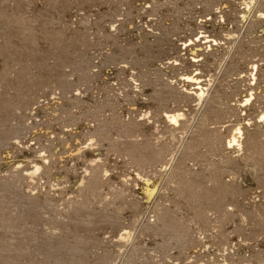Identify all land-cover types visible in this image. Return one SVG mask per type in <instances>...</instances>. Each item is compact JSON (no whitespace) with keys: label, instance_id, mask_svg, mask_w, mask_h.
I'll return each instance as SVG.
<instances>
[{"label":"rangeland","instance_id":"obj_1","mask_svg":"<svg viewBox=\"0 0 264 264\" xmlns=\"http://www.w3.org/2000/svg\"><path fill=\"white\" fill-rule=\"evenodd\" d=\"M242 3L0 0V264H264V18Z\"/></svg>","mask_w":264,"mask_h":264},{"label":"bare ground","instance_id":"obj_2","mask_svg":"<svg viewBox=\"0 0 264 264\" xmlns=\"http://www.w3.org/2000/svg\"><path fill=\"white\" fill-rule=\"evenodd\" d=\"M243 6H244V10H246L247 12H251V11H256V13H257V17L256 18H264V9H263V7H264V0H243ZM246 11H245V13H246ZM221 12V11H220ZM222 16V15H221ZM225 17V16H224ZM248 17H249V14H243L242 16H241V19H242V21H246L247 19H248ZM252 18V17H251ZM111 34V33H110ZM261 35H262V33H261ZM232 37V36H231ZM205 41V40H204ZM207 41V40H206ZM216 41V40H215ZM214 41V43L215 44H217V42H215ZM211 42V41H210ZM208 46H206V47H211V44H207ZM186 46H188V45H186ZM205 47V46H204ZM205 47V48H206ZM125 48V47H124ZM206 49L207 51L209 50L210 51V49ZM126 49V48H125ZM129 49V48H128ZM140 50V49H139ZM212 50V49H211ZM198 51V50H197ZM208 51V52H209ZM137 54V53H136ZM194 54V53H193ZM201 55H202V53H201ZM200 54H198L197 53V58H199V59H196V61L198 62V60H200V56H201ZM144 57V56H143ZM177 59V58H176ZM191 59V61L190 62H192V58H190ZM202 59V58H201ZM110 60V59H109ZM132 61V60H131ZM195 61V60H194ZM195 61V62H196ZM165 63H167V62H165ZM192 63H194V62H192ZM159 64H161V63H159ZM176 64V63H175ZM123 65V64H122ZM163 65V64H162ZM192 65V64H191ZM156 66V65H155ZM158 66V65H157ZM119 67V66H118ZM128 67V66H127ZM159 67V66H158ZM167 67V66H166ZM126 68V67H125ZM168 68V67H167ZM166 69V68H165ZM255 69V68H254ZM137 74V73H136ZM90 77V76H89ZM134 77H135V75H134ZM139 77V76H138ZM130 80H131V77L129 78ZM185 79H186V81H191V82H193V84H195L194 85V87H193V89L195 90V89H197V90H193L192 92L193 93H195V95H197L200 99L201 98H203L204 97V95H205V90H204V88L202 87L203 85H201L202 83V80L200 81V80H198L199 78L198 77H189V75H187L186 77H185ZM134 80V79H133ZM137 80V79H136ZM58 81V80H57ZM138 82V81H137ZM136 86H137V84H135ZM139 85V84H138ZM140 86H141V84H140ZM139 88V87H138ZM138 88L136 89L137 91H138ZM76 89V88H75ZM142 89V88H141ZM206 89V88H205ZM140 90V89H139ZM73 91H75V90H73ZM135 91V90H134ZM190 91V90H189ZM82 93V92H81ZM254 93V92H253ZM253 93H250V95H249V97L248 98H246L245 97V99L246 100H248L250 97H253ZM75 94V93H74ZM186 94V93H185ZM184 94V95H185ZM191 94V93H190ZM140 95V94H139ZM187 95V94H186ZM185 95V96H186ZM91 96H92V94H91ZM189 96V95H188ZM182 97V96H181ZM75 98H77V97H75ZM254 98V97H253ZM78 99V98H77ZM253 100V99H252ZM248 101H250L249 103L251 104V100L249 99ZM249 105V104H248ZM164 115H165V117L167 118V120L171 123V124H175V125H177V124H180L179 123V121H181L180 119H183L184 118V116H185V113L184 112H182V111H175V112H172V113H170V112H164ZM262 117H264V114L262 115ZM89 119V118H88ZM93 121V120H92ZM169 123V124H170ZM91 125V124H90ZM47 130V129H46ZM46 130H44V131H46ZM96 130V129H95ZM236 132H234L235 134L233 135V137H232V139H230L229 140V143H236V144H238V145H240V143H239V139H240V137H243L242 135H243V131H242V129H241V127H237L236 129ZM41 131V130H40ZM67 131H68V129H67ZM66 131V132H67ZM53 133V132H52ZM72 133V132H71ZM35 134V133H34ZM46 135V134H45ZM71 135V134H70ZM92 135V134H91ZM93 136H94V134H93ZM32 137H35V136H32ZM57 137V136H56ZM74 137V136H73ZM39 138V137H38ZM19 139H21V138H19ZM32 140H36V137L34 138V139H32ZM38 140V139H37ZM43 140V139H42ZM90 144H93L94 143V137H90ZM98 140V139H97ZM242 141V140H241ZM18 142V141H17ZM39 142V141H38ZM96 142V141H95ZM35 143H36V141H35ZM51 143V142H50ZM49 144V143H48ZM47 144V145H48ZM36 145V144H35ZM42 145V144H41ZM98 145V144H97ZM39 147V146H38ZM41 147V146H40ZM54 147V146H53ZM89 147V146H88ZM42 148V147H41ZM48 148H49V145H48ZM86 148V147H85ZM98 148V147H97ZM39 149V148H38ZM79 149V152L80 151H83L82 150V147H79L78 148ZM94 149V148H93ZM96 149V148H95ZM77 150V149H76ZM87 150V149H86ZM91 150V149H90ZM38 151V150H37ZM43 151V150H42ZM62 151V150H61ZM74 151V150H73ZM72 151V152H73ZM46 152V151H45ZM71 152V153H72ZM62 153V152H61ZM84 153V152H83ZM41 154H43V153H41ZM101 154V153H100ZM48 155V154H47ZM52 155V154H51ZM40 156V155H39ZM42 156V155H41ZM36 157H38V156H36ZM60 157H62L61 155H60ZM74 157V156H73ZM49 158L50 157H43L42 156V161L43 162H49ZM35 159H37V158H35ZM38 160V159H37ZM40 160V161H41ZM24 161V160H23ZM65 161V160H64ZM153 162V161H152ZM28 164V163H27ZM26 164V165H27ZM151 164V163H150ZM25 165V164H24ZM29 165V164H28ZM154 165V164H153ZM158 165V164H157ZM23 165L22 164H20V162H17V167H22ZM33 167H34V169L32 170V171H29L30 172V174H37V172L40 170L41 171V168H42V165L41 164H39V162L38 163H34V165H33ZM13 168V167H12ZM166 168V167H165ZM25 169V168H24ZM30 169V168H29ZM47 169V168H46ZM19 170V169H18ZM86 170V169H85ZM88 170V169H87ZM46 172V171H45ZM28 173V172H27ZM43 173V172H42ZM41 173V174H42ZM32 177V176H31ZM35 177V176H34ZM147 179V178H146ZM83 180H84V178H83ZM84 182V181H83ZM84 184V183H83ZM154 188H155V186H153L152 188L151 187H148V192H149V194H151L153 191H154ZM262 223V222H261ZM130 232V231H129ZM128 233V232H127ZM126 233V234H127ZM131 233V232H130ZM249 233V232H248ZM180 236H186L185 235V233L184 232H180ZM186 238V237H185ZM225 240V239H224ZM187 241V240H186ZM226 241V240H225ZM222 244V243H221ZM240 244V243H239ZM238 244V245H239ZM235 245V244H234ZM226 246H228V245H226ZM226 246H223V247H226ZM229 246H230V243H229ZM240 246V245H239ZM238 246V247H239ZM195 247H197V246H195ZM222 247V246H221ZM222 247V249L223 250H225V248H223ZM217 249V248H216ZM219 249H221V248H219ZM226 249H230V247H227ZM233 249H235V248H233ZM223 250H221L220 252L222 253V251ZM231 250V249H230ZM237 250V249H236ZM244 250V249H243ZM228 252V251H227ZM231 252V251H230ZM229 252V254H233V253H230ZM199 253V252H198ZM237 253V252H236ZM210 254V253H209ZM224 254H227V253H225L224 252ZM228 254V255H229ZM191 255V254H190ZM221 256H222V263L221 264H233V261H234V259L232 260V257L231 256H227V255H222L221 254ZM241 256V255H240ZM239 256V257H240ZM192 257V256H191ZM238 257V256H237ZM258 257V256H257ZM256 258V257H255ZM213 259V258H212ZM240 259V258H239ZM246 259V258H245ZM203 261H204V259H203ZM208 261V260H207ZM213 261V260H212ZM244 261V260H243ZM246 261V260H245ZM248 261V260H247ZM255 261V260H254ZM216 262H218V261H216ZM236 262H237V260H236ZM241 262V261H240ZM203 264H204V262H203ZM207 264V263H206ZM220 264V263H219ZM250 264V263H249Z\"/></svg>","mask_w":264,"mask_h":264}]
</instances>
